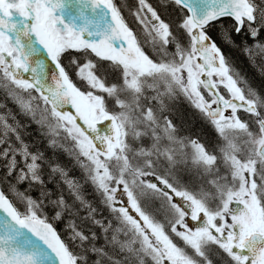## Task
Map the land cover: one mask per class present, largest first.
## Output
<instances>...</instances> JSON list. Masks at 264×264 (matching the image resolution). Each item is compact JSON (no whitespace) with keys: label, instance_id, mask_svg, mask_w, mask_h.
I'll use <instances>...</instances> for the list:
<instances>
[{"label":"snow or ice","instance_id":"1","mask_svg":"<svg viewBox=\"0 0 264 264\" xmlns=\"http://www.w3.org/2000/svg\"><path fill=\"white\" fill-rule=\"evenodd\" d=\"M224 47L264 76V0H0V264H264V95Z\"/></svg>","mask_w":264,"mask_h":264},{"label":"trees","instance_id":"2","mask_svg":"<svg viewBox=\"0 0 264 264\" xmlns=\"http://www.w3.org/2000/svg\"><path fill=\"white\" fill-rule=\"evenodd\" d=\"M116 2L117 4H119L120 0H116ZM133 2L134 0H129V3ZM125 15H128L127 11H125ZM129 23L132 27H136V24L134 21H132L131 17H129ZM223 50L227 56L231 57L232 61L234 62V67L241 73L242 76H244L249 81L251 86L257 89L261 95H264V76H261L259 74L258 69L251 66L249 61L239 52L231 50L227 47H224ZM3 99V94L0 93V100ZM175 107L176 112L174 115V119L177 124L184 125L186 131H190L193 135H200L202 139H206L208 141L214 139L215 134L212 129L207 125L203 124L199 120V118L195 116L193 110L188 106L186 101H184L183 99L178 100L176 102ZM21 119L24 118L21 117ZM29 131L32 133V135L27 136L26 139L34 140L39 136L36 131L35 125H32ZM38 146L41 148L45 147L44 143H39ZM48 154L52 155L51 152H49ZM53 159H58L59 162H61L62 164L68 165L70 169L72 167V161L70 157L67 155V153L63 151L57 152ZM78 174V169L72 171V175ZM57 228L60 231L61 235L66 238L64 233V225L57 224Z\"/></svg>","mask_w":264,"mask_h":264},{"label":"rangeland","instance_id":"3","mask_svg":"<svg viewBox=\"0 0 264 264\" xmlns=\"http://www.w3.org/2000/svg\"><path fill=\"white\" fill-rule=\"evenodd\" d=\"M182 99V98H181Z\"/></svg>","mask_w":264,"mask_h":264}]
</instances>
